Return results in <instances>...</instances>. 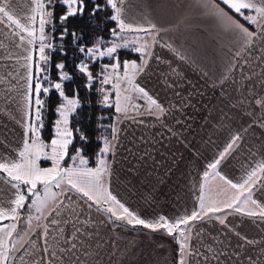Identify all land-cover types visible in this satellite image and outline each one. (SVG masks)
Listing matches in <instances>:
<instances>
[{"label": "crops", "instance_id": "crops-1", "mask_svg": "<svg viewBox=\"0 0 264 264\" xmlns=\"http://www.w3.org/2000/svg\"><path fill=\"white\" fill-rule=\"evenodd\" d=\"M5 5L22 22L33 7L32 0H0ZM124 7L127 22L146 24L147 16L161 29L147 63L141 56L136 62L142 70L134 83L165 112L157 115L153 106L150 114L138 92V111H115V148L104 157L111 172L106 187L146 221L190 215L201 194L206 203L237 195L220 175L205 182L204 173L212 172L208 165L237 135L240 139L215 171L241 182L257 163H264V38L243 20L256 33L246 45L238 32L198 7L197 0H125ZM220 7L230 12L222 3ZM25 47L7 23L0 26V162L5 156L15 160L13 149L22 148L25 138ZM260 177L246 193L251 195L247 210L259 212L258 205L264 206V173ZM14 198L15 190L0 182V206L10 207ZM59 199L64 201L59 214L42 218L22 239L27 264H177L178 245L163 229L133 228L138 225L118 221L103 211L107 205L97 206L75 191ZM215 217H224V223ZM52 219L59 223H50ZM189 227L191 255L185 264H264L260 215L225 209Z\"/></svg>", "mask_w": 264, "mask_h": 264}, {"label": "snow or ice", "instance_id": "snow-or-ice-1", "mask_svg": "<svg viewBox=\"0 0 264 264\" xmlns=\"http://www.w3.org/2000/svg\"><path fill=\"white\" fill-rule=\"evenodd\" d=\"M59 3L66 8V11L59 17L62 25L59 39L63 41L69 34L73 43L83 39L82 33L72 31L69 33L67 21L70 17L77 15L83 16L85 13V0H32L33 7L25 14L23 22L8 7L0 6V26L8 24L9 29L18 37L21 44L27 45L24 57L26 63L24 67L27 69V92L25 94L24 104V120L25 128L24 140L22 148L13 149L17 158L11 160L3 157L0 162V182L7 183L11 189L15 190V198L10 202V207L0 206V264H16L17 260L21 264H27L24 259V248L26 243L18 235V225L22 219L21 211L28 203L29 207L35 215L29 214L26 222L29 226L33 220L47 219L52 212H57L60 205L64 203L59 197L65 195L69 191H75L82 197H86L95 205L101 203L107 205L103 211L110 213L117 220H125L128 224L141 225L145 229L158 231L163 229L165 234L174 237L177 249V264H185V256L191 255L190 250V224L192 221L203 219L209 213L224 212L225 209H234L236 212H245L249 216L260 215L264 217V206L258 205L259 212L247 210V202L251 199V189L261 182L260 174L264 173V163H257L241 182H233V180L216 172L220 161L233 148L240 136H235L227 145L224 152L212 163L208 165V169L204 173V181L207 182L210 175H220L231 189H235L237 195L223 201H211L206 203L205 195L201 194L198 202V209L193 210L190 215H184L169 220L165 216H160L155 221H146L140 218L136 213L126 207L115 195L106 187V178L110 176V166L104 158L109 152L114 151L116 136L113 135L112 140L104 138L103 147L100 150V157L97 161L98 167H87L88 160L81 155V150L77 149L75 156L69 157V146L73 143V130L69 128V116L75 113L81 107L78 90L74 91L72 97L65 93L64 81L73 79L71 75L64 71L65 64L63 62L55 65L58 72V81H54L50 77L51 53L60 48L64 55L63 45L53 43V38L45 34V26H49V32L55 30V6ZM93 5L90 16L95 17L98 12L112 10L113 15L109 17L111 21L116 22L117 27L110 29L111 36L114 37L111 42L97 40L91 47L86 45L78 46L77 50L86 57L78 65V71L86 76L88 83L86 87L92 88L93 82L99 78L102 85L112 84L116 90L115 111L127 115L130 110L138 111L140 105L132 103L131 95L121 97L120 82L126 81L128 87L125 92L141 93V99L148 102V112L151 114L152 107L157 109V115L163 114L165 109L157 103L155 99L148 95L143 88L134 83L135 74L138 70H142V66L137 65L135 61L123 62V76L119 74L121 61L117 55L118 49L129 48L128 39L123 33L133 32L142 33L143 35L135 36L131 44L132 51L144 57V63L147 58L152 55V45L157 43L156 37L161 29L157 27L148 17H145L146 24H132L125 19V0H105L104 4L97 3V0H91ZM226 6L229 11L220 7V4ZM197 6L204 9L206 14L215 18L226 29L238 32L243 38L246 45L253 42V36L256 34L251 31L240 20L246 21L258 30L260 36L264 38V0H197ZM231 13V14H230ZM39 18V27L37 35V19ZM18 29V30H17ZM110 43V46H109ZM47 50V51H46ZM35 54V55H34ZM109 58L113 63L104 64L101 73L96 76L90 70L89 61L95 63L97 60ZM115 78L116 83H113ZM52 90H55L61 98V103L56 107L55 112L58 118L54 121V138L49 143H45L41 138V130L44 128V113L46 111V100ZM103 95V104L112 107L109 104L110 94L100 89ZM43 94V96H42ZM123 99V103H122ZM261 103V101H257ZM113 133L117 131L113 127ZM79 132V129L76 130ZM81 140L86 141V136L81 133ZM51 161L52 167L41 168L40 159ZM65 158H70L72 167H63L62 163ZM79 160V165L76 162ZM38 185L42 186L38 190ZM26 186V187H22ZM207 187V183L202 188ZM59 189V192L53 191ZM243 197V199H241ZM31 198V199H29ZM253 203H256L253 201ZM239 205V206H238ZM224 223V217H215ZM11 220L12 224H6L5 221ZM52 224H58L55 219L50 221ZM187 230V232H186ZM62 231V230H61ZM14 236L16 238L14 239ZM48 236V225H43L42 238L46 241ZM251 243V242H250Z\"/></svg>", "mask_w": 264, "mask_h": 264}, {"label": "trees", "instance_id": "trees-1", "mask_svg": "<svg viewBox=\"0 0 264 264\" xmlns=\"http://www.w3.org/2000/svg\"><path fill=\"white\" fill-rule=\"evenodd\" d=\"M85 3L86 8L84 15L70 17L66 22L69 33L72 31L82 33V40L74 44L70 34L65 37L63 41L59 39L62 30L59 17L66 11V8L59 3L55 6V30L50 33L49 26L46 25L45 34L53 38L54 44H62L63 51L67 53V55H64L59 47L51 53L52 59L49 73L51 79L59 82L55 65L63 62L65 64L64 71L73 77L72 80L63 82L65 93L69 97H72L74 91L78 90L81 101V107L69 117V128L73 130V143L69 147V157L77 152V149H80L81 155L89 162L88 166L95 168L98 165L97 161L100 156V150L103 147L104 138L106 137L111 140L113 137L112 129L115 119V109L114 106L107 107L103 104L102 100L104 93H102L100 89L103 88L106 92L108 91V87L102 85L99 82V78L93 82L91 89L86 87L88 83L86 76L78 71L77 65L87 58L84 57L77 48L80 45L91 47L97 40L111 42L113 37L111 36L110 29L117 27V25L116 22L109 19V17L113 15L112 10L108 9L98 12L95 17H92L89 14L93 7L91 0H85ZM97 3L104 4L105 0H97ZM236 18L244 24L240 17L236 16ZM248 28L253 31L252 28ZM117 55L121 63L124 61L137 62L140 60V56L131 49H120ZM110 62L111 60L107 59L101 61L97 60L95 63L89 61L90 70L93 75L96 76L98 73H101L102 66ZM44 98L46 100V111L44 113V128L41 130V138L45 143H49L51 139L54 138V121L58 118L55 109L61 103V98L55 90H52L50 94ZM112 101L113 94L110 93V101H108V103L113 105ZM77 129H79V132L76 131ZM81 133L86 136V141L80 139ZM65 166H67L66 163ZM23 210L21 211V216L23 215ZM121 224L127 226V224L123 222ZM133 228L140 229L142 227L138 225Z\"/></svg>", "mask_w": 264, "mask_h": 264}, {"label": "rangeland", "instance_id": "rangeland-1", "mask_svg": "<svg viewBox=\"0 0 264 264\" xmlns=\"http://www.w3.org/2000/svg\"><path fill=\"white\" fill-rule=\"evenodd\" d=\"M36 27H37V35L39 34L38 33V27H39V18L37 19V25H36ZM123 36H125L127 39H128V41H129V48H127V49H131L132 50V47H133V45L131 44V41H132V39L135 37V36H137V34H131V33H123L122 34ZM113 39H115L114 37H113ZM118 50H120V49H118ZM139 55V54H138ZM140 56V55H139ZM142 57V56H141ZM105 59H107V60H110L109 58H104V59H102V60H105ZM101 61V60H100ZM110 63H113V61H111ZM123 72H124V69H123V62L121 63V68H120V70H119V74L121 75V76H123ZM113 83H116V80H115V78L113 79ZM104 86H107L108 87V91H106L107 93H112L113 95H114V99H113V106L115 105V99H116V90L112 87V84H106V85H104ZM128 87V85H127V82L126 81H121L120 82V89H121V97L123 98V96L124 95H131L132 96V103H135V104H138V103H136V100L138 99V95L136 94V92H134V91H130V92H125V89ZM109 101H110V96H109ZM122 103H123V99H122ZM114 109H115V107H114ZM70 117V116H69ZM69 126V125H68ZM70 147V146H69ZM77 154V152H75L73 155H71L70 157H72V156H75ZM100 157V156H99ZM65 163H66V165H67V167H72L73 165H72V161H71V159L70 158H65V160L63 161V163H62V166L63 167H65ZM76 164H77V166L79 165V160H77V162H76ZM39 165H40V167L41 168H48V167H52V164H51V161H48V160H45V159H43V158H41L40 159V161H39ZM87 167H89L88 165H87ZM96 167H98V166H96ZM106 183V182H105ZM41 187L42 186H40V185H38V190H40L41 189ZM53 191H55V192H59L60 190L59 189H53ZM227 198V197H226ZM229 198H231V196H229L227 199H229ZM29 199H31V198H29ZM222 199H225L224 197L223 198H221V197H217V200H215V201H218V202H221V201H219V200H222ZM227 199H225V200H227ZM224 200V201H225ZM101 204H103V203H101ZM239 206V205H238ZM107 207V206H106ZM25 213H23L24 214V220L22 221V223H23V225H22V231H20V238L21 239H23L24 238V236H25V234H27V233H29V231L31 230V228L35 225V224H37V222H39V221H41V219L40 220H33V222H32V225L31 226H29L28 224H27V222H26V217L29 215V214H32V215H35V213L34 212H32L31 211V209H30V207H29V204L28 203H26L25 204ZM229 210H234V209H229ZM235 211V210H234ZM115 218V217H114ZM36 226V225H35Z\"/></svg>", "mask_w": 264, "mask_h": 264}]
</instances>
